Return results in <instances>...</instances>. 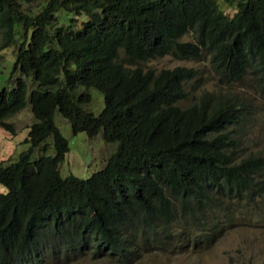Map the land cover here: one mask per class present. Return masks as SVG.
Masks as SVG:
<instances>
[{
    "label": "trees",
    "instance_id": "obj_1",
    "mask_svg": "<svg viewBox=\"0 0 264 264\" xmlns=\"http://www.w3.org/2000/svg\"><path fill=\"white\" fill-rule=\"evenodd\" d=\"M220 1L235 11L223 12ZM58 11L66 25L53 26ZM189 32L192 40H180ZM0 33V54L15 47L6 82L16 74L0 88V128L13 132L6 119L26 103L32 115L27 148L0 164V264H44L86 250L124 263L168 240L173 225L196 244L195 231L210 238L216 211L264 194V156L235 161L226 128L245 116L237 101L204 92L180 108L195 69L128 68L119 55L131 63L207 56L219 83L251 72L264 94V0H46L34 15L18 0H0ZM90 89L103 95L97 114L84 107ZM55 111L73 134L100 132L116 144L87 178L59 173L68 143Z\"/></svg>",
    "mask_w": 264,
    "mask_h": 264
},
{
    "label": "rangeland",
    "instance_id": "obj_2",
    "mask_svg": "<svg viewBox=\"0 0 264 264\" xmlns=\"http://www.w3.org/2000/svg\"><path fill=\"white\" fill-rule=\"evenodd\" d=\"M20 9L29 15L37 13L46 0H34L26 2L18 0ZM220 9L232 14L235 5L219 2ZM64 12L56 13L57 21L53 26L64 25ZM84 16H73L72 25H78ZM65 24V25H66ZM18 34L14 38L18 42ZM1 38V33H0ZM180 40H192V33L184 34ZM1 41V39H0ZM16 42V43H17ZM15 47L13 44L3 49L0 54V88H10L11 81L6 82L12 65ZM120 61L125 67H140L143 70L172 68L174 66L192 67L196 71L193 79L185 81L183 86L187 97L175 104L180 108H186L195 103L204 92L222 99L230 98L237 101L239 107L245 109V116L239 123L229 125L226 130L236 140L235 161L250 154L264 156V94H262L252 81L253 75L248 72L241 81L222 84L217 81L212 72L207 56L199 60L190 58H176L167 54L155 59L129 62L120 51ZM91 102L84 106L93 114H97L103 106V95L95 89H90ZM7 122L12 124L13 132L0 128V164L6 165L15 161L18 154L27 148L23 139L27 135L29 125L32 123V115L28 103L8 117ZM53 121L60 134L67 140L68 151L63 160L58 164V170L62 177L73 175L78 178H87L95 171L101 169L108 157L114 151L115 142L102 141L100 132L93 137L86 136L83 132L73 134L68 121L57 111L54 112ZM48 143V142H47ZM47 154H51L50 143L47 144ZM38 153L34 149L33 156ZM5 188L0 185V192ZM242 206L234 204L230 212L219 209L214 213L215 226L208 230L210 238L203 240L204 232L195 231L192 236L201 239L193 244L189 237L178 226H171V234L163 243L155 242L150 248L138 250L128 257L124 263L117 261L108 254L94 256L92 251L77 256H53L44 264H264V194L255 198L251 203ZM207 231V232H208ZM181 234V235H180ZM208 234V233H207ZM203 240V241H202Z\"/></svg>",
    "mask_w": 264,
    "mask_h": 264
}]
</instances>
